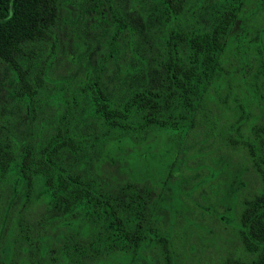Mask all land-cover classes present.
<instances>
[{
	"label": "rangeland",
	"instance_id": "374dc122",
	"mask_svg": "<svg viewBox=\"0 0 264 264\" xmlns=\"http://www.w3.org/2000/svg\"><path fill=\"white\" fill-rule=\"evenodd\" d=\"M92 1L62 0L53 38L38 43L32 58L18 55L21 68L28 67V87L18 81L10 65L0 63V133L15 159L0 171V264L57 260V251H50L56 246L49 241L63 227L50 230L48 221L66 217L39 200L43 188L38 179L27 186L11 175L18 173L23 154L39 159L65 121L86 139L76 136L73 152L56 148L55 159L73 172L97 170L106 180L151 187L153 215L168 233L174 264H230L233 259H247L237 234V216L242 200L257 193L260 184L245 141L264 114V72L258 69L264 0H245L221 53L224 82L204 93L184 131L142 127L132 113L128 123L132 129L113 132L119 141L111 144L106 140L109 131L88 98L73 105L71 90L85 78H98L105 93L121 101L138 87L155 88L167 58L166 26L158 6L149 0H115L132 35L124 30L118 53L107 57L106 39L111 33L106 15L92 13ZM42 70L50 78L44 82ZM43 233L48 234L47 240L37 238ZM143 247L127 264H161L155 248Z\"/></svg>",
	"mask_w": 264,
	"mask_h": 264
},
{
	"label": "trees",
	"instance_id": "16d2710c",
	"mask_svg": "<svg viewBox=\"0 0 264 264\" xmlns=\"http://www.w3.org/2000/svg\"><path fill=\"white\" fill-rule=\"evenodd\" d=\"M61 1L0 0V63L10 65L18 81L27 87L28 67L21 68L17 57L26 54L32 58L38 43L53 38L51 33ZM149 1L158 6L166 26L167 58L161 63L163 78L159 84L155 88L138 87L117 101L105 93L98 78H85L70 93L73 105L88 98L93 112L109 131L106 135L109 144L119 141V135L113 134L116 130L132 129L128 124L132 113L142 127L162 132L186 129L204 93L212 85L221 86L224 82L221 53L245 3V0ZM91 8L96 17L106 15V27L111 33L106 39L107 57H114L119 51L122 32L126 30L131 36L132 29L116 10L115 0H93ZM259 43L262 53L258 69L264 72V26ZM40 72L43 82L50 79L45 70ZM171 111L176 115L171 116ZM53 136L51 147L39 159L23 154L18 173L11 175L14 181L20 179L27 186H33V178L38 179L43 188L39 200L58 208L66 217L63 221L56 222L54 218L48 221L50 230L63 227L53 242L49 239L56 246L50 251H57L53 264H89L90 261L127 264L142 246L155 248L161 264H174L168 233L153 215L151 187L106 180L97 170L95 173L68 170L61 160L55 159L58 153L55 149L73 152L75 137L82 140L86 139L85 135H76L65 121L62 130L57 129ZM245 147L260 184L257 193L242 200L237 216V234L248 258L233 259L230 264H264V114L251 128ZM12 153L11 145L0 133L1 172L15 160ZM72 213L78 218L70 216ZM18 226L22 231V226ZM19 236L26 238L24 234ZM37 238L47 240L48 234ZM47 244L42 246V253ZM21 247L26 250L25 246ZM112 256L116 259H111Z\"/></svg>",
	"mask_w": 264,
	"mask_h": 264
}]
</instances>
